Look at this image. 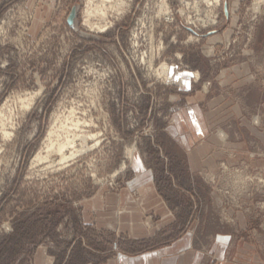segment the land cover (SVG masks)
I'll return each instance as SVG.
<instances>
[{
  "label": "rangeland",
  "instance_id": "1",
  "mask_svg": "<svg viewBox=\"0 0 264 264\" xmlns=\"http://www.w3.org/2000/svg\"><path fill=\"white\" fill-rule=\"evenodd\" d=\"M74 136L61 162L48 146ZM134 155L185 229L197 222L206 263L264 264V0H0V264L166 242L87 224L83 205L136 177ZM215 234L231 241L209 262Z\"/></svg>",
  "mask_w": 264,
  "mask_h": 264
},
{
  "label": "crops",
  "instance_id": "2",
  "mask_svg": "<svg viewBox=\"0 0 264 264\" xmlns=\"http://www.w3.org/2000/svg\"><path fill=\"white\" fill-rule=\"evenodd\" d=\"M174 79L182 80L181 77ZM133 166L136 177L128 183L126 189L118 194L106 193L107 191L103 190L93 200L83 205L87 224L94 226L103 234H112L116 239L125 234L133 242L142 244L159 237L166 242H162L157 248L142 252L116 250L102 262L87 264H208L196 242L200 234L197 222H189L185 229L182 219L169 210L171 205L156 186L154 173L146 168L138 155H134ZM134 193H138L137 199ZM144 212H154L161 218L154 229L149 230L145 226ZM213 240L216 242L209 246V262L216 256L225 259L231 241L230 235L215 234ZM65 256L69 258L71 255L68 253ZM32 264L70 263L62 260L52 248L45 246L34 252Z\"/></svg>",
  "mask_w": 264,
  "mask_h": 264
},
{
  "label": "bare ground",
  "instance_id": "3",
  "mask_svg": "<svg viewBox=\"0 0 264 264\" xmlns=\"http://www.w3.org/2000/svg\"><path fill=\"white\" fill-rule=\"evenodd\" d=\"M93 1L94 0H89V3H93ZM261 1V0H260ZM220 2H221V0H214V4H217V5H219L220 4ZM259 5H258V9H259ZM257 9V10H258ZM199 23V22H198ZM91 28H95V26H92L91 25ZM98 30H100V31H102L103 29H105V27H102V26H97L96 27ZM145 63V62H144ZM163 73L164 74H167V73H169V68H168V66H163ZM34 100H35V98H33V97H30V98H27V99H24V100H22L21 101V103L23 104L22 106H24L25 108H29V107H31L32 105H33V102H34ZM23 107V108H24ZM24 108V109H25ZM80 122V121H79ZM81 123V122H80ZM80 123H78V124H76V126H77V128L76 129H78L80 126H79V124ZM87 122H85L84 121V123H83V125L84 124H86ZM75 126V127H76ZM82 126V125H81ZM85 126V125H84ZM54 134H55V132H54ZM53 133H52V135H54ZM52 135H49V136H52ZM89 136V135H88ZM88 136L86 137V138H88ZM53 137V136H52ZM51 137V138H52ZM75 138H73V139H70L69 137H67V139L66 140H64V142H58V143H54L53 141H52V139L51 138H49V139H51V143H50V146H48V147H50L49 148V150H54L53 152H57V153H59V155H61V162H65V161H69V159H71V158H73L74 157V152L75 153H77V152H79V151H77V150H75L76 149V143H75V139H76V136H74ZM92 137H94V136H90V138H92ZM83 138H85V137H83ZM90 138H88V139H90ZM96 138V137H95ZM93 139V138H92ZM85 140V139H84ZM54 143V144H53ZM47 147V148H48ZM133 149V148H132ZM69 150H74V152L73 153H71L69 156L66 154L67 153V151H69ZM77 151V152H76ZM50 152V151H49ZM48 152V156L49 155H51L53 152H50L49 153ZM132 152H133V150H131V153L129 154V156H130V159L132 158ZM78 154V153H77ZM47 156V157H48ZM76 156V155H75ZM41 157V156H40ZM41 158H43V157H41ZM41 158H39V160L40 161H42V159ZM49 158V157H48ZM47 158V159H48ZM38 159V158H37ZM43 159H46V157L45 158H43ZM46 159V160H47Z\"/></svg>",
  "mask_w": 264,
  "mask_h": 264
},
{
  "label": "water",
  "instance_id": "4",
  "mask_svg": "<svg viewBox=\"0 0 264 264\" xmlns=\"http://www.w3.org/2000/svg\"><path fill=\"white\" fill-rule=\"evenodd\" d=\"M76 16H77V11H76V9H74L73 12H72L71 15H70V18H69V24H70L71 26L74 25V22H75Z\"/></svg>",
  "mask_w": 264,
  "mask_h": 264
}]
</instances>
